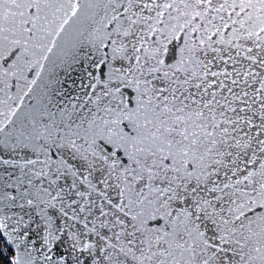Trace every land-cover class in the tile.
<instances>
[{
    "label": "snow or ice",
    "instance_id": "snow-or-ice-1",
    "mask_svg": "<svg viewBox=\"0 0 264 264\" xmlns=\"http://www.w3.org/2000/svg\"><path fill=\"white\" fill-rule=\"evenodd\" d=\"M0 264H264V0H0Z\"/></svg>",
    "mask_w": 264,
    "mask_h": 264
}]
</instances>
